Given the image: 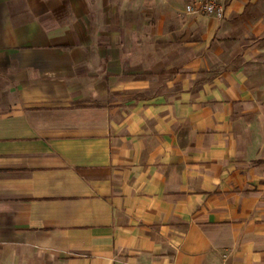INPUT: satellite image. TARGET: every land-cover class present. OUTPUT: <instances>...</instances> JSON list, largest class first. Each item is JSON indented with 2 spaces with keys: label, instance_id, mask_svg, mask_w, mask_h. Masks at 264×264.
Returning <instances> with one entry per match:
<instances>
[{
  "label": "crops",
  "instance_id": "1",
  "mask_svg": "<svg viewBox=\"0 0 264 264\" xmlns=\"http://www.w3.org/2000/svg\"><path fill=\"white\" fill-rule=\"evenodd\" d=\"M191 2L0 0V264H264V0Z\"/></svg>",
  "mask_w": 264,
  "mask_h": 264
},
{
  "label": "rangeland",
  "instance_id": "2",
  "mask_svg": "<svg viewBox=\"0 0 264 264\" xmlns=\"http://www.w3.org/2000/svg\"><path fill=\"white\" fill-rule=\"evenodd\" d=\"M258 10L264 15V4ZM216 57H219L217 62L210 65L214 72L244 68L248 86L264 90V35L238 34L222 43ZM262 100L264 101V96ZM0 248L7 249V245H0ZM6 260L7 258H1L0 261Z\"/></svg>",
  "mask_w": 264,
  "mask_h": 264
},
{
  "label": "built area",
  "instance_id": "3",
  "mask_svg": "<svg viewBox=\"0 0 264 264\" xmlns=\"http://www.w3.org/2000/svg\"><path fill=\"white\" fill-rule=\"evenodd\" d=\"M186 12L193 16L208 15L218 20L224 17L221 0H192L186 7Z\"/></svg>",
  "mask_w": 264,
  "mask_h": 264
}]
</instances>
